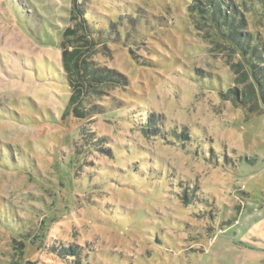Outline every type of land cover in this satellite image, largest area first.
Here are the masks:
<instances>
[{"label":"rangeland","instance_id":"obj_1","mask_svg":"<svg viewBox=\"0 0 264 264\" xmlns=\"http://www.w3.org/2000/svg\"><path fill=\"white\" fill-rule=\"evenodd\" d=\"M195 1L77 0L126 77L78 117L75 0H0V264H264V97ZM228 1L264 48V0Z\"/></svg>","mask_w":264,"mask_h":264},{"label":"trees","instance_id":"obj_2","mask_svg":"<svg viewBox=\"0 0 264 264\" xmlns=\"http://www.w3.org/2000/svg\"><path fill=\"white\" fill-rule=\"evenodd\" d=\"M75 3L80 22L75 26L67 27L62 32V59L72 88L68 109L75 116L86 117L89 114L98 113V110H102L103 107L87 105L90 108L86 107L87 110H84V102L90 96L101 95L109 87L123 84L126 77L115 70L98 66L91 59L98 50L97 47L101 45L99 40L115 34L118 36L115 27L100 24L99 20L91 22L86 16L85 9L78 5L77 0ZM192 8L213 24L231 44L239 48L244 60L253 68L264 97V48L261 49L263 44L257 35H253L250 30H245L246 27L243 26L245 21L239 11L240 8L228 0H196ZM232 92L236 96L239 95L237 88L232 89ZM150 121L151 128H154V119L151 118ZM63 251L65 254L75 253V249L71 246L64 248Z\"/></svg>","mask_w":264,"mask_h":264}]
</instances>
